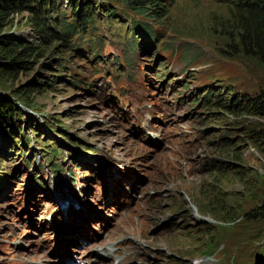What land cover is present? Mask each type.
Returning <instances> with one entry per match:
<instances>
[{
	"label": "rangeland",
	"instance_id": "374dc122",
	"mask_svg": "<svg viewBox=\"0 0 264 264\" xmlns=\"http://www.w3.org/2000/svg\"><path fill=\"white\" fill-rule=\"evenodd\" d=\"M233 1L174 0L152 23L149 51L133 43L148 39L133 31L142 16L113 22L100 8L74 36L84 51L66 52L68 73L32 33L28 11L0 14V36L24 33L41 47L29 67L0 75L4 95L21 105L18 134L31 137L23 146L0 133V264H264V217L249 216L264 206V115L204 96H263L264 66L228 47ZM64 10L73 18L72 3ZM82 78H95L93 87L73 83ZM29 81L38 110L14 96ZM43 147L58 150L63 184Z\"/></svg>",
	"mask_w": 264,
	"mask_h": 264
},
{
	"label": "trees",
	"instance_id": "16d2710c",
	"mask_svg": "<svg viewBox=\"0 0 264 264\" xmlns=\"http://www.w3.org/2000/svg\"><path fill=\"white\" fill-rule=\"evenodd\" d=\"M114 1H118L123 5L119 6V4H115ZM173 1L174 0H67V2L72 3L74 10L73 18L70 19L63 15L65 3H67L64 2V0H0V14L7 10L10 11V13L28 11L32 33L34 32V35L41 41V44L44 46L52 45L54 51L57 50L59 55L57 56L58 61L56 65L58 69H64V71L68 73L66 61L73 55V52H70L68 55H66V52L69 50L71 51L73 48L81 52L84 51V49L79 46V43L76 44L74 36L80 31H89L91 25L98 19L100 8L105 11L104 14L113 22H119V19L125 17V13H129V11L142 16L143 19H134L133 31L139 30L145 33V37H148V39L135 36L133 43L137 46L138 50L149 51L153 46V43L149 40L155 38V30L152 23H160L169 15L170 6ZM228 4L233 9V29L225 35L229 40L228 47H237L240 52L247 56L255 57L264 66V0H236ZM123 9L126 10L123 11ZM58 10L62 12L57 16L55 12ZM123 24L128 25L127 20H124ZM25 38L26 36L24 33H19L17 35L5 34L0 36V49H5L3 52L0 50V75L4 72H12L29 67L31 57L39 52L41 47ZM153 42L155 43V41ZM155 49H153V56L156 54ZM118 63L121 64V62ZM113 65H115V68L119 66L116 64ZM95 66L96 68L93 69L94 72L99 70L97 64H95ZM79 81L85 88L91 89L95 78L91 80L82 78L80 80H74L73 83L76 85ZM2 84L3 82L0 78L1 136H3L6 143L16 144V142H21L22 145L25 146V144H28L31 137L28 133L23 135L18 134V131L23 128L21 124V105L4 95L3 89L5 87H2ZM37 88L38 86L34 84V81H29L17 88L16 91H13L14 94H16L14 96L18 97V100L23 104L25 103L31 106V108L36 109L37 106L34 105V100L28 98L31 96L30 92ZM204 96L208 101V105L211 104L213 106L222 107L229 111L254 110L256 113L264 115V91L260 99L258 98L260 96H258V94L255 96L243 94L240 97L234 96L230 99L221 97L219 94H211L208 92ZM39 137L40 136L37 134L38 139ZM75 143L76 142H73V144ZM4 149V153L10 152L8 148ZM93 149L94 148H91V150ZM22 150L23 149L20 148V152ZM43 151L45 161L48 163L51 170L57 172L55 174L59 177L64 167L61 165V162L58 161V150L56 152L55 149H51L52 153H49L47 149L43 147ZM73 154V157L78 156L75 152H73ZM22 158L28 167L33 166L32 169L34 173H37L39 168H42L37 167L39 164L35 165V161L25 150L22 152ZM75 165L79 166L82 164L75 163ZM40 179H42L41 176ZM39 185L43 186L42 184ZM249 216L263 218L264 206L259 209H254L250 212ZM255 264H259V262L256 260Z\"/></svg>",
	"mask_w": 264,
	"mask_h": 264
},
{
	"label": "bare ground",
	"instance_id": "6f19581e",
	"mask_svg": "<svg viewBox=\"0 0 264 264\" xmlns=\"http://www.w3.org/2000/svg\"><path fill=\"white\" fill-rule=\"evenodd\" d=\"M55 198V197H54ZM57 201V200H56ZM62 206V205H61ZM98 217V216H97ZM122 219H123V216L120 218V223H119V221H117L118 222V225L121 227V221H122ZM71 220V219H70ZM73 220V219H72ZM116 228H118V227H116ZM124 228V227H123ZM129 229V228H128ZM125 230V229H124ZM133 231V230H132ZM107 232V231H106ZM129 232V231H128ZM138 242V241H137ZM97 245V244H96ZM110 245V246H109ZM88 245H86V247H87ZM108 246V250H105V247H107ZM112 246H113V244H108V245H106L103 249H104V251H105V253L107 254V256H110L112 253H113V251H112ZM110 247V248H109ZM114 254V253H113ZM112 254V255H113ZM117 257V256H116ZM120 261H121V259H119ZM117 261V260H116ZM105 262H104V260L102 261V264H104Z\"/></svg>",
	"mask_w": 264,
	"mask_h": 264
},
{
	"label": "water",
	"instance_id": "95a60500",
	"mask_svg": "<svg viewBox=\"0 0 264 264\" xmlns=\"http://www.w3.org/2000/svg\"><path fill=\"white\" fill-rule=\"evenodd\" d=\"M62 232H63V231H62ZM57 236H58V237H63V236H62V233H59Z\"/></svg>",
	"mask_w": 264,
	"mask_h": 264
}]
</instances>
